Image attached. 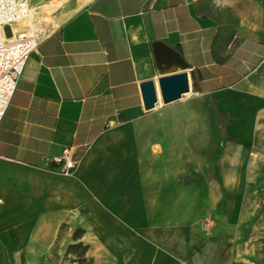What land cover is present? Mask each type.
I'll use <instances>...</instances> for the list:
<instances>
[{
    "label": "crops",
    "instance_id": "1",
    "mask_svg": "<svg viewBox=\"0 0 264 264\" xmlns=\"http://www.w3.org/2000/svg\"><path fill=\"white\" fill-rule=\"evenodd\" d=\"M26 2L45 38L0 121V264H44L81 228L95 264H264V0ZM181 71L230 120L204 171L180 138L210 128L142 99ZM66 147L72 175L46 162Z\"/></svg>",
    "mask_w": 264,
    "mask_h": 264
},
{
    "label": "built area",
    "instance_id": "2",
    "mask_svg": "<svg viewBox=\"0 0 264 264\" xmlns=\"http://www.w3.org/2000/svg\"><path fill=\"white\" fill-rule=\"evenodd\" d=\"M11 26L10 36L4 28ZM45 38L43 27L33 19L26 0H0V121L16 92L25 64ZM47 166L58 165L60 174L72 175L78 165L73 147L63 149L61 156L47 158Z\"/></svg>",
    "mask_w": 264,
    "mask_h": 264
},
{
    "label": "rangeland",
    "instance_id": "3",
    "mask_svg": "<svg viewBox=\"0 0 264 264\" xmlns=\"http://www.w3.org/2000/svg\"><path fill=\"white\" fill-rule=\"evenodd\" d=\"M4 32L7 36L11 35L10 27H6ZM192 90L193 87H191V91L188 95H184L182 99L171 104H163L160 100V110H163L164 113V110L168 108L166 110L174 115L179 130L187 128L188 125H190L188 128H193L192 126H195V130H198L197 128L202 127L201 125L203 123L205 127L210 128V134H206L205 136L193 135L191 137L183 136V138H180L182 158L186 163L191 161H193V163L195 162L198 169L202 171L205 165H215L220 159L223 153L221 152L222 146L229 141V136L222 133V128L227 127L230 120L219 115V106L217 102L215 103L208 99L197 100V96L192 93ZM201 111H204V113L209 112V119L207 118L206 120L199 121L195 115ZM192 113H194L196 119H192ZM188 116L192 120H188ZM251 156H253V154H251ZM261 217L264 219V209L259 213V216L254 219V224L260 223ZM64 232L65 228L62 231V235H64ZM71 238L72 235L60 236L58 242H56L57 245L51 251V255L44 260V264H78L72 260L74 256L65 255L66 248L72 241ZM261 248L260 251L264 255V247Z\"/></svg>",
    "mask_w": 264,
    "mask_h": 264
},
{
    "label": "water",
    "instance_id": "4",
    "mask_svg": "<svg viewBox=\"0 0 264 264\" xmlns=\"http://www.w3.org/2000/svg\"><path fill=\"white\" fill-rule=\"evenodd\" d=\"M154 49L159 57V63L163 64L164 56L169 55L171 50L161 43H156ZM157 83L159 85L158 89L152 80H146V82L140 84L146 111L154 109L159 100L163 104H171L179 101L191 91L190 77L186 71L164 74V76L158 78Z\"/></svg>",
    "mask_w": 264,
    "mask_h": 264
},
{
    "label": "trees",
    "instance_id": "5",
    "mask_svg": "<svg viewBox=\"0 0 264 264\" xmlns=\"http://www.w3.org/2000/svg\"><path fill=\"white\" fill-rule=\"evenodd\" d=\"M85 235L84 229H76L72 235V241L66 248L65 255H72L74 262L78 264H94V260L87 256L90 249V245L81 241L82 237Z\"/></svg>",
    "mask_w": 264,
    "mask_h": 264
},
{
    "label": "bare ground",
    "instance_id": "6",
    "mask_svg": "<svg viewBox=\"0 0 264 264\" xmlns=\"http://www.w3.org/2000/svg\"><path fill=\"white\" fill-rule=\"evenodd\" d=\"M188 95V94H187Z\"/></svg>",
    "mask_w": 264,
    "mask_h": 264
}]
</instances>
